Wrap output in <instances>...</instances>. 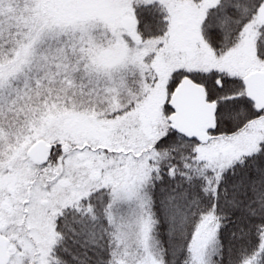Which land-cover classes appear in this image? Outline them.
<instances>
[{"label": "snow or ice", "instance_id": "1", "mask_svg": "<svg viewBox=\"0 0 264 264\" xmlns=\"http://www.w3.org/2000/svg\"><path fill=\"white\" fill-rule=\"evenodd\" d=\"M0 264H264V0H0Z\"/></svg>", "mask_w": 264, "mask_h": 264}]
</instances>
